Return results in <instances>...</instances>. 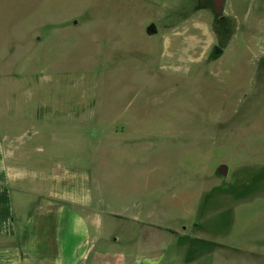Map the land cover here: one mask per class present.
<instances>
[{"label": "rangeland", "instance_id": "obj_1", "mask_svg": "<svg viewBox=\"0 0 264 264\" xmlns=\"http://www.w3.org/2000/svg\"><path fill=\"white\" fill-rule=\"evenodd\" d=\"M222 14L211 0H0L13 184L127 216L95 229L74 208L68 243L88 232L126 251L153 232L155 264L184 248L190 264H264V0Z\"/></svg>", "mask_w": 264, "mask_h": 264}, {"label": "crops", "instance_id": "obj_2", "mask_svg": "<svg viewBox=\"0 0 264 264\" xmlns=\"http://www.w3.org/2000/svg\"><path fill=\"white\" fill-rule=\"evenodd\" d=\"M74 208L79 210V219L95 229L100 228L106 214L127 218L88 199L64 197L51 189L43 192L37 185L15 186L0 151V264H155L153 232L144 245L126 251L106 252L94 244L96 235L88 232L68 243L62 226ZM182 251V263L178 264H190L194 259L187 257L186 248Z\"/></svg>", "mask_w": 264, "mask_h": 264}, {"label": "flooded vegetation", "instance_id": "obj_3", "mask_svg": "<svg viewBox=\"0 0 264 264\" xmlns=\"http://www.w3.org/2000/svg\"><path fill=\"white\" fill-rule=\"evenodd\" d=\"M211 4H212V8L215 12V15L213 17V21L214 22H221L223 21L224 19L227 21V22H232V17L231 16H227L226 18H224V15L222 14V5H223V0H219L217 2V0H211ZM149 30H151L152 32H155L156 31V28L154 26V24H150L148 25ZM214 50L217 51V50H221V48L216 44L214 46Z\"/></svg>", "mask_w": 264, "mask_h": 264}, {"label": "water", "instance_id": "obj_4", "mask_svg": "<svg viewBox=\"0 0 264 264\" xmlns=\"http://www.w3.org/2000/svg\"><path fill=\"white\" fill-rule=\"evenodd\" d=\"M219 0H217L218 2ZM150 27H148V30H149ZM151 31V30H150ZM218 172L222 173V174H225L226 173V165L225 164H220L219 167H218Z\"/></svg>", "mask_w": 264, "mask_h": 264}]
</instances>
